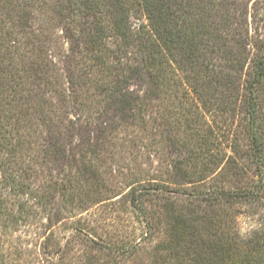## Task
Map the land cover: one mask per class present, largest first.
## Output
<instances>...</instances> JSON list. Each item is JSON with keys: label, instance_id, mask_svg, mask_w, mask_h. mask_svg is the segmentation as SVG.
Here are the masks:
<instances>
[{"label": "trees", "instance_id": "obj_1", "mask_svg": "<svg viewBox=\"0 0 264 264\" xmlns=\"http://www.w3.org/2000/svg\"><path fill=\"white\" fill-rule=\"evenodd\" d=\"M252 1L0 0V264H251L231 225L264 201ZM108 204L141 234L106 243L87 219Z\"/></svg>", "mask_w": 264, "mask_h": 264}, {"label": "rangeland", "instance_id": "obj_2", "mask_svg": "<svg viewBox=\"0 0 264 264\" xmlns=\"http://www.w3.org/2000/svg\"><path fill=\"white\" fill-rule=\"evenodd\" d=\"M250 14H255L257 18L264 16V0H253L250 3ZM258 25V23H256ZM261 31V25H259ZM67 49V45L62 43ZM118 179V178H117ZM121 181L120 177L118 182ZM120 205H103L99 206L89 214L87 219L88 223L91 222L98 226L101 230V234L105 242H120L130 240L135 238L136 235L141 234L142 226L134 219V217L119 209ZM71 224H66L59 226L61 243L63 246L73 247L75 249H84L86 246H90L91 243L87 240H83L78 236H75L71 233ZM233 231L238 235L237 242L240 247H243V243L249 241L252 245V248L261 247L260 254H254L252 252L249 257L251 264H254V259L259 260V264H264V201L258 206L255 207H246L240 209L239 217L236 219V222L231 225ZM88 244V245H87ZM89 250V249H88ZM90 256L95 260L97 257H100V264H140L138 258L124 259L121 255H105L99 254L93 251ZM250 251V250H249ZM252 251V250H251ZM250 251V252H251Z\"/></svg>", "mask_w": 264, "mask_h": 264}]
</instances>
